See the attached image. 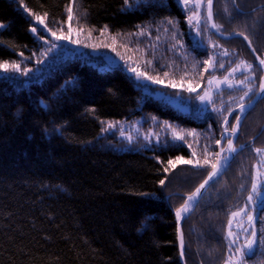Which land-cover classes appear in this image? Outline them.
Returning <instances> with one entry per match:
<instances>
[{"label":"trees","instance_id":"16d2710c","mask_svg":"<svg viewBox=\"0 0 264 264\" xmlns=\"http://www.w3.org/2000/svg\"><path fill=\"white\" fill-rule=\"evenodd\" d=\"M19 1L48 20L60 18L68 4ZM124 1L79 0L81 24L122 36L171 21L184 49L165 55L179 66L177 71H187L199 91L209 76H224L236 60L252 65L255 86L233 103L241 91L222 87L200 115L193 107L181 111L142 95L119 68L99 70L65 61L26 87L0 78V264H180L173 209L203 179L212 161L203 168L176 162V157H192L182 142L125 150L95 144L100 122L142 115L195 130L211 144L213 159L225 117L232 111L226 124L230 127L237 106L256 91L261 71L243 38L211 32L206 10L196 38L188 4L146 0L129 9ZM212 18L220 32H240L258 55L264 53V0H213ZM0 24V61L36 49L30 20L13 0H0ZM220 55L224 65L209 70L210 58ZM235 143L244 146L182 222L186 264H224L230 212L246 202L257 152L264 148V96L244 117Z\"/></svg>","mask_w":264,"mask_h":264},{"label":"rangeland","instance_id":"374dc122","mask_svg":"<svg viewBox=\"0 0 264 264\" xmlns=\"http://www.w3.org/2000/svg\"><path fill=\"white\" fill-rule=\"evenodd\" d=\"M13 1L29 18L30 31L33 27L37 28V33L34 34L32 31L31 33L38 43L36 49L26 56L18 54L13 60L0 61V78L7 80L14 86L26 87L30 82L46 77L53 68L59 66L62 62H84L99 70L119 68L131 77L135 85L141 90L142 95H151L159 100L166 101L169 105L181 111H189L193 107L192 110L200 115L203 113V109L208 108L212 103L214 92L222 87L231 85L241 91L233 96L231 100L233 103L242 101L241 97L245 98L255 86L252 80L254 76L252 65L244 60H236L224 76H209L204 88L199 91L200 87L195 86L193 81L186 77L187 71H181V69L177 71L179 66H173L174 63L171 58L165 55L169 51L176 55L180 53L178 51L184 49L178 35H176L175 27L171 23L160 22L144 25L122 36L110 35L104 32V29L91 30L81 24L80 19L83 18V13L80 9L79 0H68V4L60 18L53 20H48L44 14L34 13L26 9L19 0ZM144 1L146 0H125L124 7L134 8ZM179 2L183 5H189L191 9L189 22L194 23L193 36L199 38L200 26L204 22L203 14L206 10L204 9L205 0H186V2L185 0H179ZM37 17L44 21L43 25L39 23ZM204 31L207 32V29ZM52 32H55L57 36L63 35L69 38L57 40L56 37L51 35ZM39 36H43L44 39H39ZM76 40L79 43H73ZM211 40L212 43H215L213 39ZM52 44H55L56 47L49 51ZM13 64L18 65V69L13 68ZM4 65H8L7 70L3 67ZM217 65H224L223 55H220L219 58L217 56L211 57L207 68L211 70ZM249 65L251 67H248ZM183 67L186 69L185 66ZM25 69L29 70L27 74L24 72ZM133 69L136 71H133ZM176 72H178V75ZM137 73L143 75L138 76ZM6 77L10 78L6 79ZM201 97H204V99L202 100ZM176 136H180L182 139H176ZM129 137H131V140H129ZM179 142L185 143L191 148L192 157L189 159L193 162L191 165L203 168L206 166L205 164L212 161L210 168L212 167L216 156L211 159V144H207L203 135L198 134L195 130L179 128L169 122L155 118L149 119L142 115L119 120L101 121L98 138L94 141L95 144L114 148L115 150L157 148ZM192 146L198 147V149H193ZM222 148L224 154L225 141L222 143ZM257 156L252 171L249 195L252 194L253 182L258 185L264 182V148L257 152ZM197 161H199V164H197ZM186 194L174 208L175 211L184 205ZM249 195L243 206L230 212L226 224L225 237L228 250L224 264H250L251 262V264H264V212L261 214L262 221L259 223L258 228H256L255 223L253 225L249 224L248 216L254 212V206L248 203ZM241 209L244 211H241ZM233 213H238V215L233 216ZM229 220L232 221L231 225ZM252 228L256 229L257 242L253 245L250 254L245 250V254L242 256L238 249L244 250L247 241L252 239ZM243 229H248V231L244 232ZM229 231L233 233L231 237L228 236ZM255 249L256 254L251 259L245 260V256L251 255Z\"/></svg>","mask_w":264,"mask_h":264},{"label":"water","instance_id":"95a60500","mask_svg":"<svg viewBox=\"0 0 264 264\" xmlns=\"http://www.w3.org/2000/svg\"><path fill=\"white\" fill-rule=\"evenodd\" d=\"M212 4H213V0H212ZM212 4H211V8L209 9V4H208V0H207V2H206V19H207L208 26H209V29L211 30V32H213L215 35H217L218 37H221V38H232V37H241V38H243L247 48L249 49V51L253 55L255 63L259 67V69L261 71V74H260V77H259L257 89L254 92V94L248 100L240 103L237 106L236 115H235V118H234L230 128H225V124L229 121L232 111L229 112L228 115L226 116L227 117V122H225V120H224V122L222 124V129H221V131L219 133V138H218V140L221 143L217 144V150H216V154L217 153H221V156L218 157L216 155V159H215V162H214V164H217V162L220 161V163L218 164L217 169L214 170L213 167H211L210 170L207 172V174L204 176V178L194 187V189L190 193L186 194L187 195L186 196V200H189V197H192V199L189 201V211L187 213H183L182 212V216H181V219L179 221L177 220V218L175 216V210H173L175 224H176V242H177V250H178V260H179L180 264H186L185 263V259H184L183 236H182V231H181L182 221L186 217H188V215L193 211L197 201L199 200V198L201 197L203 192L206 190V188L209 186V184L212 181H214L220 174H222V172L225 170V168L228 166V164L233 159L234 155L240 149L243 148V146H244L243 144H240V145H236L235 144L236 137L238 135L240 125H241L245 115L247 114V112L264 96V93L260 92V84H261V81L264 80V65L260 64V60H264V53L261 54V55H258L255 52V50L253 49L249 39L248 38L245 39L246 36L243 35L242 33L236 31V32H233V33H230V34H225L223 32H220L216 27H213L212 25L214 24V22H213V18H212ZM209 10L211 11V18H209ZM241 104L245 105L243 111H241V109L239 107ZM237 116H240L239 122H237V120H236ZM234 125H237V132L235 134H233L232 131H231L232 127ZM225 129H227V131H225ZM225 138H227V141H226L227 145H226L225 152L223 154L222 143H223ZM229 141L232 142V148L235 149V151L232 152V153L229 152ZM222 154H223V156H222ZM229 155L231 156V158L227 162H225L223 160V157H227ZM214 171L217 172V175H214L211 178H209V173H212ZM202 184H204V187L200 188V186ZM197 189H200V191L197 192ZM174 193H177V192H174ZM193 193H196V195L193 196ZM165 197H168V194H166Z\"/></svg>","mask_w":264,"mask_h":264},{"label":"snow or ice","instance_id":"6c2138e0","mask_svg":"<svg viewBox=\"0 0 264 264\" xmlns=\"http://www.w3.org/2000/svg\"><path fill=\"white\" fill-rule=\"evenodd\" d=\"M185 2H186V0H185ZM177 3H179V0H177ZM208 4H209V9H210L211 8V4H212V0H208ZM129 7H131V5H129ZM209 18H211V11L210 10H209ZM37 20L39 21V23L41 25L44 24V21L42 19H40L39 17H37ZM169 22L171 23V21H169ZM212 26L213 27H216L215 24H213ZM0 27H3V25L0 24ZM31 31H32V33L35 34V33H37V28L36 27H33L31 29ZM51 35L54 36V37H56L57 40H64V39H68L69 38V37H66V36H63V35L57 36L55 32H52ZM38 38L41 39V40L44 39L43 36H39ZM245 39H247V37H245ZM73 43H79V41L76 40V41H73ZM55 47H56V45L55 44H52V46L49 49V51H51ZM38 63H40V61H38ZM260 64L261 65H264V60H260ZM3 67L5 68V70H7L8 65H4ZM12 67L18 69V65L13 64ZM248 67H251V65H249ZM133 71H136V70L133 69ZM24 72H25V74H27L29 72V70L28 69H25ZM137 75L139 76V75H143V74L142 73H137ZM7 78H10V77H6V79ZM149 79H151V77H149ZM157 82H159V81H157ZM229 86H231V85H229ZM260 92L261 93H264V80L261 81V84H260ZM245 95H247V93H245ZM201 99L203 100L204 97H201ZM243 99H244V97H241V100H243ZM41 103L43 104V101H41ZM44 107H47V105H44ZM239 107H240L241 111H243L245 105L244 104H241ZM19 112H20V110H18L17 115H19ZM236 120H237V122H239L240 116H237L236 117ZM225 122H227V117H225ZM110 127H111V125H110ZM225 131H227V129H225ZM231 131H232L233 134H235L237 132V125H234L232 127V130ZM121 135H123V133H121ZM175 138L176 139H182V137H180V136H176ZM129 140H131V137H129ZM216 143L217 144H220L221 142L219 140H217ZM234 151H235V149L232 148V142L229 141V152L232 153ZM216 155L218 157H220L221 156V153H217ZM230 158H231V156L229 155L227 157H223V160L225 162H227ZM176 161L177 162H181V163H185V164H192L193 163L191 160H185L182 156L176 157ZM205 163H207V161H205ZM219 163H220V161H218L217 164H213L212 165V167H213L214 170L217 169ZM168 164L171 165L173 168L176 167V164L172 160H169L168 161ZM197 164H199V161H197ZM164 171L167 172L168 169L166 168V169H164ZM214 175H217V172L216 171H214L212 173H209V178H211ZM164 183H165L164 180H160V184L161 185H164ZM203 187H204V184H202L200 186V188H203ZM199 191H200V189H197V192H199ZM142 195L149 196L151 194L150 193H142ZM195 195H196V193H193V196H195ZM191 199H192V197H189V200H186L185 201V204H184V206H182V208L176 209L175 216H176V218H177L178 221L181 219L182 212L183 213H187L189 211V201ZM248 203L250 205H253L254 206V212H253V214L248 216L249 224L250 225H253L259 219V215H258L259 212L264 211V182H261L259 185L256 182H253V184H252V194L249 195V197H248ZM241 211H244V210L241 209ZM232 215L233 216H236V215H238V213H233ZM231 223H232V221L229 220V224L230 225H231ZM243 231L244 232H247L248 229H243ZM232 235H233V233L231 231H229L228 236L231 237ZM256 242H257L256 241V229L255 228H252V239H249L247 241V244L244 246V250L238 249V251L241 252V255L242 256L245 254V250H247V253L250 254V252H251V250L253 248V245Z\"/></svg>","mask_w":264,"mask_h":264}]
</instances>
